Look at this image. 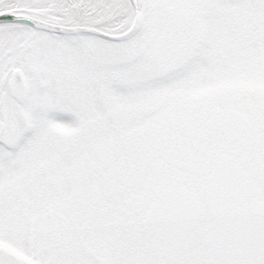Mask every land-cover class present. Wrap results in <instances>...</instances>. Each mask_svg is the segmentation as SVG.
Instances as JSON below:
<instances>
[{
    "label": "snow or ice",
    "instance_id": "obj_1",
    "mask_svg": "<svg viewBox=\"0 0 264 264\" xmlns=\"http://www.w3.org/2000/svg\"><path fill=\"white\" fill-rule=\"evenodd\" d=\"M0 264H264V0H0Z\"/></svg>",
    "mask_w": 264,
    "mask_h": 264
}]
</instances>
